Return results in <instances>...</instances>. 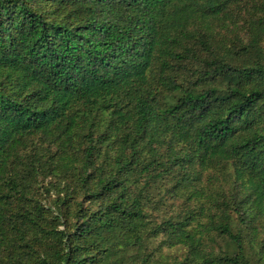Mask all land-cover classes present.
Listing matches in <instances>:
<instances>
[{
  "label": "trees",
  "instance_id": "trees-1",
  "mask_svg": "<svg viewBox=\"0 0 264 264\" xmlns=\"http://www.w3.org/2000/svg\"><path fill=\"white\" fill-rule=\"evenodd\" d=\"M163 245L264 263V0H0V264Z\"/></svg>",
  "mask_w": 264,
  "mask_h": 264
},
{
  "label": "rangeland",
  "instance_id": "rangeland-1",
  "mask_svg": "<svg viewBox=\"0 0 264 264\" xmlns=\"http://www.w3.org/2000/svg\"><path fill=\"white\" fill-rule=\"evenodd\" d=\"M256 12V11H255ZM226 171L228 173H233V168L231 166H227ZM173 175L161 178L157 180L153 188H155V195H160V191H163L167 185H169L171 182H173ZM185 199L179 198V199H174V200H169L165 201L163 205L158 206V208L155 209L154 211V218L155 219H164L172 214H176L180 209H182V206H184V201ZM152 247H156L160 244L162 241V237H159L158 239L152 238L149 240ZM187 254V248L184 246H168V245H163L161 246L157 251L154 259L155 264H173V262L178 259V260H183ZM254 257L251 260L252 264H259L257 262V259H259L254 253ZM264 264V263H261Z\"/></svg>",
  "mask_w": 264,
  "mask_h": 264
}]
</instances>
